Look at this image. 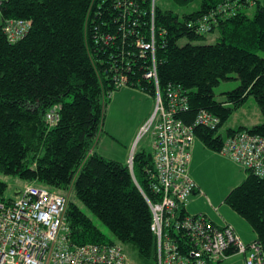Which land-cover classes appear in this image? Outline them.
Returning <instances> with one entry per match:
<instances>
[{
    "label": "trees",
    "instance_id": "16d2710c",
    "mask_svg": "<svg viewBox=\"0 0 264 264\" xmlns=\"http://www.w3.org/2000/svg\"><path fill=\"white\" fill-rule=\"evenodd\" d=\"M220 1L200 0L199 9L183 14V20L171 10L162 11L156 2L152 14V0L0 3V174L67 197L64 217L71 244L130 242L138 264H157L149 206L159 201L152 190L153 149L136 148L129 169L127 163L93 148L110 94L121 88L119 77L127 78L122 87L136 88L153 100L158 89L165 103L168 88H179L185 109L174 117L186 124H192L200 111L218 117L217 129L202 125L194 129L211 151L219 152L225 138L237 130L264 137V121L250 128L231 127L225 136L218 132L249 96L264 117V56L258 54L264 53V5L257 2L249 17L245 8L250 1L236 0L235 13L218 17L210 31L198 33L188 26ZM9 20H23L29 26L21 37L9 40L4 29ZM216 29V42L193 44ZM184 37L189 42L178 45ZM143 39L153 48L144 49ZM232 73L239 85L225 92L226 101L215 100L213 88ZM245 171L243 181L223 202L248 223L264 260V178ZM6 189L0 181V195ZM77 202L116 240L107 238ZM179 212L186 214L183 207ZM173 236L186 241L181 233Z\"/></svg>",
    "mask_w": 264,
    "mask_h": 264
},
{
    "label": "built area",
    "instance_id": "2783aa9c",
    "mask_svg": "<svg viewBox=\"0 0 264 264\" xmlns=\"http://www.w3.org/2000/svg\"><path fill=\"white\" fill-rule=\"evenodd\" d=\"M155 2L152 0V14ZM235 9L236 0H222L188 26L206 33L216 26L218 17L233 15ZM28 26L23 20H9L4 29L8 39L15 40ZM142 42L144 49L153 48L152 42ZM126 81L122 76L117 84L122 87ZM154 101V111L141 129L152 136L156 179L152 190L159 195V201L149 203L157 264H214L229 251L244 255L245 264H264L259 246L253 241L244 243L231 225L217 226L202 214H179L196 188L188 172L194 129L199 125L217 129L220 119L206 111H200L192 124L175 118L178 110L185 109L186 99L179 88H168L166 103L156 89ZM219 153L264 178L263 136L237 130L225 138ZM127 164L132 168L131 156ZM15 192L13 198L0 195V264H128L120 245L70 243L64 217L67 197L35 184H24ZM180 233L185 242L173 236Z\"/></svg>",
    "mask_w": 264,
    "mask_h": 264
},
{
    "label": "rangeland",
    "instance_id": "374dc122",
    "mask_svg": "<svg viewBox=\"0 0 264 264\" xmlns=\"http://www.w3.org/2000/svg\"><path fill=\"white\" fill-rule=\"evenodd\" d=\"M250 5L245 8V12L251 17L256 9V3L264 5V0H249ZM156 5L162 11L171 10L175 14H178L179 19L183 20V14L195 11L200 7V0H193L187 4H180L176 0H157ZM1 22V17H0ZM219 32L216 29L214 32H210L204 35V39L200 41H194L193 44H210L217 41ZM189 42L186 37L179 39L178 45H183ZM259 55L264 56V53L258 52ZM229 79L220 80L218 85L213 88L214 99L220 102L226 101L225 92L236 88L239 85V80L236 79L234 73L229 75ZM136 88L124 86L110 94L109 100L105 107V118L101 128V132L97 136L93 148L99 154L112 159L116 154L119 156L124 152L125 143L124 140L129 137L133 130V123L142 120L143 114L146 109V102L143 96L140 94ZM153 107L155 108V101L153 102ZM229 107L232 104L227 103ZM154 108L151 114L154 111ZM143 123L145 126L151 116ZM264 117L260 112L255 99L249 96L245 103L235 108L228 119L220 126L219 131L222 135H226L227 130L231 127L238 128L241 123L246 126L255 125L256 123H262ZM250 125V126H251ZM152 136L148 132H143L140 128L138 133V138L136 139L135 146L137 149L143 148L148 152L152 151L151 139ZM134 149V151L136 150ZM131 153V158H133V153ZM220 154V153H218ZM206 177L205 186L209 188L210 192H215L220 188H226L231 190V188L237 186L243 181L246 176V171L243 167L237 163L229 160L222 154L217 158H210L206 161ZM0 181L7 184V189L4 193L5 198H13L16 196L15 190L22 187L25 182L18 179L15 176L0 174ZM221 190V189H220ZM220 190L217 192V198L219 197ZM212 195V194H211ZM207 197L210 200L216 202V196H211L207 193ZM224 197H222L223 199ZM80 210L85 213L93 222V224L100 229L109 239L115 241L116 239L110 233L108 228L87 208L80 202H77ZM227 207V206H225ZM228 208V207H227ZM229 209V208H228ZM123 251L126 253L128 258V264H138L139 260L137 258V251L134 245L130 242L120 243ZM238 256L233 258L237 259ZM216 264V262L214 263ZM222 264V262L220 263Z\"/></svg>",
    "mask_w": 264,
    "mask_h": 264
},
{
    "label": "crops",
    "instance_id": "0c3cea01",
    "mask_svg": "<svg viewBox=\"0 0 264 264\" xmlns=\"http://www.w3.org/2000/svg\"><path fill=\"white\" fill-rule=\"evenodd\" d=\"M145 102H146V109L145 113L143 114V119L133 123V130L132 133L129 135L127 139L124 140L125 148L124 152L119 156L116 154L112 157V159L120 161L122 163H127L128 159L132 151L136 148L135 142L138 138V133L140 128L143 126V123L148 119L149 115L153 110L154 100L151 99L145 93H140ZM257 124V123H256ZM251 125V124H250ZM246 126L244 123H241L237 129L240 127H247L250 128L251 126ZM234 128V127H232ZM236 129V128H234ZM151 139V138H150ZM152 143V139H151ZM219 152H214L206 148L200 140L195 138L192 146H191V159L188 164V172L190 177L196 184V188L190 195L186 205L184 206V211L188 215H196L202 214L207 219L212 221L217 226L222 225H231L235 231V233L240 237V239L244 243H250L255 240L256 235L248 225V223L239 217L236 213H234L224 202L225 195L228 193L229 189H224L223 187L218 189L217 191L210 192L209 188L205 186V177H206V161L210 158H217L220 154ZM245 170V169H244ZM220 190L219 197L217 198V192ZM207 193L211 196V199L216 196V202L212 199L210 200L207 197ZM212 194V195H211ZM227 206V207H225ZM238 256L237 259L233 258ZM222 264H245V256L239 254H231L226 258L222 259Z\"/></svg>",
    "mask_w": 264,
    "mask_h": 264
},
{
    "label": "water",
    "instance_id": "95a60500",
    "mask_svg": "<svg viewBox=\"0 0 264 264\" xmlns=\"http://www.w3.org/2000/svg\"><path fill=\"white\" fill-rule=\"evenodd\" d=\"M129 167V166H128ZM129 169H132V168H129Z\"/></svg>",
    "mask_w": 264,
    "mask_h": 264
}]
</instances>
